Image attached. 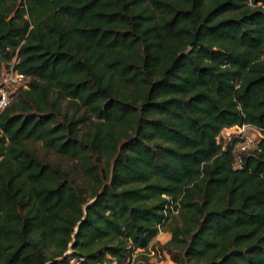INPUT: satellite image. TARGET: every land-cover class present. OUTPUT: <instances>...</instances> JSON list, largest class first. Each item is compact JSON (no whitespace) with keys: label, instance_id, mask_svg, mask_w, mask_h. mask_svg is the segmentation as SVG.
Returning <instances> with one entry per match:
<instances>
[{"label":"trees","instance_id":"obj_1","mask_svg":"<svg viewBox=\"0 0 264 264\" xmlns=\"http://www.w3.org/2000/svg\"><path fill=\"white\" fill-rule=\"evenodd\" d=\"M258 3L0 0V73L28 76L0 108V264H124L161 230L179 264H264Z\"/></svg>","mask_w":264,"mask_h":264},{"label":"built area","instance_id":"obj_2","mask_svg":"<svg viewBox=\"0 0 264 264\" xmlns=\"http://www.w3.org/2000/svg\"><path fill=\"white\" fill-rule=\"evenodd\" d=\"M264 9V3H258ZM28 76L15 68L14 61H12L8 66H5L0 73V108L5 107L13 98L15 90L20 86H26ZM263 137L261 130L249 123L234 124L228 127H224L219 136L225 140H230L232 138H237V142L234 146V151L236 152V164L240 163L241 153H247L257 147L258 141ZM140 252L151 254L154 252V248L150 245L145 248H138ZM134 255V254H133ZM78 264L80 259H74ZM130 260L124 264H130Z\"/></svg>","mask_w":264,"mask_h":264},{"label":"rangeland","instance_id":"obj_3","mask_svg":"<svg viewBox=\"0 0 264 264\" xmlns=\"http://www.w3.org/2000/svg\"><path fill=\"white\" fill-rule=\"evenodd\" d=\"M41 144L42 143L40 141L30 142V145L36 148L38 154L41 157H43L45 160L56 163L60 165L63 169L67 170L70 175L76 179V181L81 187L85 189L88 187L87 179H85V177H83V174H81L80 166L75 158H71L66 155H61L53 151L47 150L43 148ZM86 191L88 192L89 190L86 189ZM160 238L164 239L165 237ZM153 241V243H150V247H155L154 252L151 254H147L140 252V249L137 251L135 250L133 253L134 255L129 259L131 261L130 264H179L178 262L170 258V255L164 248H161L160 245L157 244L158 242L164 243L166 240L161 242V240L153 239ZM155 241H157V243H155ZM67 264L78 263L72 258L69 261L67 260Z\"/></svg>","mask_w":264,"mask_h":264},{"label":"crops","instance_id":"obj_4","mask_svg":"<svg viewBox=\"0 0 264 264\" xmlns=\"http://www.w3.org/2000/svg\"><path fill=\"white\" fill-rule=\"evenodd\" d=\"M170 236V233L167 231V230H161L156 236H155V240H161L162 241H165L169 238ZM160 237H165L164 239H161Z\"/></svg>","mask_w":264,"mask_h":264},{"label":"water","instance_id":"obj_5","mask_svg":"<svg viewBox=\"0 0 264 264\" xmlns=\"http://www.w3.org/2000/svg\"><path fill=\"white\" fill-rule=\"evenodd\" d=\"M196 42V31L194 33V37L192 38L191 42L190 43H195Z\"/></svg>","mask_w":264,"mask_h":264}]
</instances>
